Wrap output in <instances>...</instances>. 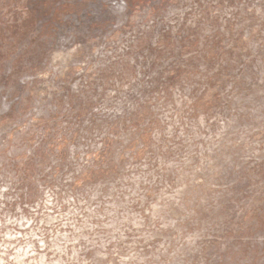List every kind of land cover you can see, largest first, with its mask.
Here are the masks:
<instances>
[{
	"label": "rangeland",
	"instance_id": "1",
	"mask_svg": "<svg viewBox=\"0 0 264 264\" xmlns=\"http://www.w3.org/2000/svg\"><path fill=\"white\" fill-rule=\"evenodd\" d=\"M192 3L201 9L234 11L231 18H212L210 30L202 34L199 28L164 19L169 0H0V139L33 103L36 82L30 84L25 77L42 67L52 52L74 43L89 51L99 48L95 60L101 65L112 61L101 74L95 68L87 72L81 60L74 62L72 82L80 80L83 87L79 96L68 97L69 111L73 119L87 121L76 131L94 135L127 127V121L111 119L110 110L120 103L134 104L138 98L131 75L119 92L114 87L122 76L120 68L132 61L133 68L154 74L151 82L169 87L162 105L141 111L132 120L135 132L127 147L134 156V171L137 178L151 173L144 177L151 183H140L148 194L134 198L129 212L146 223L167 220L169 224L176 221L178 228L194 226L196 219L183 218L175 203L187 183L202 180L198 175L185 179V158L207 140L242 135L243 125L233 122V108L241 94L264 103V15L257 14H264V0ZM253 29L255 34L245 39L244 32ZM109 52L117 58L112 60ZM66 120L56 110L41 111L39 131L48 146L59 139L60 124ZM249 163L243 190L246 197L258 193L253 203L255 222L245 225L233 213L221 225L232 240L224 251L208 250L207 264H264V239H260L264 236L260 222L264 158ZM6 182L0 179V249L4 244L22 243L25 237L32 241V233H47L52 228L49 219L57 216L54 206L48 210L36 206L31 188L25 193L20 191L23 185H12L5 191ZM59 222L57 217L54 223ZM40 254L51 255L47 249Z\"/></svg>",
	"mask_w": 264,
	"mask_h": 264
},
{
	"label": "clouds",
	"instance_id": "2",
	"mask_svg": "<svg viewBox=\"0 0 264 264\" xmlns=\"http://www.w3.org/2000/svg\"><path fill=\"white\" fill-rule=\"evenodd\" d=\"M233 11L201 9L192 0H169L162 15L170 23H184L186 28H199L207 34L212 18H231ZM255 32L245 31L244 38ZM98 55L99 48L89 51L74 43L52 52L42 67L25 77L30 84L36 82L34 100L0 139V179L7 180L5 191L12 185H23L20 191L25 193L31 188L36 206L45 210L54 206L57 216L49 219L52 228L47 233L30 234L34 242L25 237L22 243L4 244L0 264H207L208 250L224 251L232 240L221 225L233 213L245 225L255 222L253 203L258 193L246 197L243 184L249 162L264 158V103L241 94L233 108V122L243 125L242 135L225 134L207 140L198 152L185 158V179L198 175L202 180L187 183L175 203L182 217L196 219V224L178 228L176 221L146 223L131 215L128 205L134 198L141 199L142 192L148 194V189L141 190L140 183H151L144 179L151 173L136 177L134 156L127 145L135 132L133 118L162 105L169 86L151 82L154 74L133 68L134 62L130 61L127 68H120L122 76L114 87L119 92L131 75L130 83L139 93L138 98L134 104L120 103L110 110V118L127 121V127L81 135L76 129L87 121L73 119L68 104V97L79 96L83 87L80 80L72 82L73 64L81 60L87 72L95 68L100 73L112 61L101 65L95 60ZM107 55L112 60L117 58L112 52ZM80 56L83 58L78 59ZM97 83L103 87L102 81ZM45 108L67 117L60 124L62 134L51 146L39 131ZM57 217L59 224L54 223ZM260 222L264 223V212ZM63 228L70 231H61ZM38 248L40 253L47 249L51 255L38 253Z\"/></svg>",
	"mask_w": 264,
	"mask_h": 264
}]
</instances>
